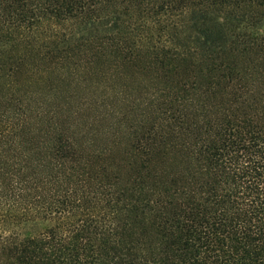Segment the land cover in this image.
I'll return each mask as SVG.
<instances>
[{
	"label": "trees",
	"instance_id": "1",
	"mask_svg": "<svg viewBox=\"0 0 264 264\" xmlns=\"http://www.w3.org/2000/svg\"><path fill=\"white\" fill-rule=\"evenodd\" d=\"M0 264H264V0H0Z\"/></svg>",
	"mask_w": 264,
	"mask_h": 264
},
{
	"label": "rangeland",
	"instance_id": "2",
	"mask_svg": "<svg viewBox=\"0 0 264 264\" xmlns=\"http://www.w3.org/2000/svg\"><path fill=\"white\" fill-rule=\"evenodd\" d=\"M96 28V30L98 29V33H102L101 31H103V29L102 28H100V27H95ZM91 30V28H89V27H87V26H85V27H78V28H76V31L78 32V33H80L81 32V35H87V32H89ZM86 33V34H85ZM57 84H58V86H59V88H60V90L62 91V92H66V91H68L69 90V87H68V85H66V84H64V83H59V82H57ZM49 224H42V225H40V226H37V227H33V226H29V227H27L26 229H25V233H27V234H29V235H35L36 233H38V232H40V231H43L47 226H48Z\"/></svg>",
	"mask_w": 264,
	"mask_h": 264
}]
</instances>
